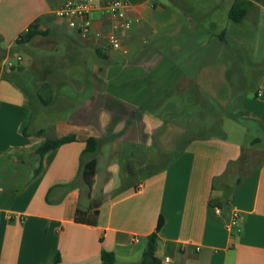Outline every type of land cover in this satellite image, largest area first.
Segmentation results:
<instances>
[{
	"label": "crops",
	"instance_id": "1",
	"mask_svg": "<svg viewBox=\"0 0 264 264\" xmlns=\"http://www.w3.org/2000/svg\"><path fill=\"white\" fill-rule=\"evenodd\" d=\"M22 1L0 6V19L19 23L5 60L21 56L13 41L40 18L41 30L78 52L82 61L73 73L87 77L81 88L43 77L46 93L39 95L35 83L28 92L16 82L30 71L29 60L21 56L19 64L0 67V264H50L57 254L60 264H100L103 250L127 264L142 256L160 217L156 255L162 264H264V69L238 101L259 135L242 143L218 133L224 116H235L228 109L233 85L247 81L240 65L237 76L230 71L237 58L228 39L234 49L254 52L251 63H264L263 0H248L247 15L237 22L249 24L246 34L231 37L228 26L224 39L210 24L200 27L194 11L127 0L129 14L140 20L121 34L117 50L53 22L63 0ZM44 66L45 77L54 73L56 66ZM42 113L49 118L41 120ZM68 135L75 139L46 152L34 174L36 148L47 137ZM90 137L99 139L95 152L85 151ZM159 143L164 149L155 164L147 154ZM105 148L124 158L120 185L117 164L99 174ZM93 160L95 172L87 175ZM145 168L150 175L142 179ZM233 209L240 231L225 225Z\"/></svg>",
	"mask_w": 264,
	"mask_h": 264
},
{
	"label": "rangeland",
	"instance_id": "2",
	"mask_svg": "<svg viewBox=\"0 0 264 264\" xmlns=\"http://www.w3.org/2000/svg\"><path fill=\"white\" fill-rule=\"evenodd\" d=\"M6 0H0V6L1 4H4ZM154 1H163L166 4H170L172 6H176L177 8L185 11L186 13H191L199 15L196 17V21L199 23L200 27H203L204 29H209L212 26V31L216 33H220L224 29H226L228 26L231 28L230 36H244L246 32L249 29L248 23L238 24L237 22L232 21L229 18V10L232 5L229 4L228 0H154ZM15 4L23 2L22 0H13ZM264 2V0H263ZM57 8V7H56ZM55 8V9H56ZM54 9V10H55ZM198 10V12H195ZM53 13V12H52ZM187 13V14H188ZM54 15V14H53ZM254 16V15H252ZM251 18V16H250ZM55 18L53 16L52 20L56 23ZM66 23V22H65ZM231 23V24H229ZM19 23H11L10 21L4 22L3 19H0V67L2 64L6 67L8 66V62H11L13 64H19L21 61H18L17 56L18 55H9L8 58H6L7 46L9 43L13 40L14 35V29L17 27ZM238 24V25H236ZM63 26V27H62ZM64 24H61L60 26V34H62L64 30ZM221 34V33H220ZM49 36V37H48ZM55 40V41H54ZM228 51L233 53L237 60L231 65L232 69L230 70L232 73H235V76H237L236 68L240 65V69L244 74L247 76V81H244L242 83L238 82L233 85V88L231 89V97L228 100V109L230 112L234 113V117L224 116L222 123V130H220L218 133L222 135H226L230 137V139L240 141L242 143H249L252 141L256 135H259V130L256 128V126L252 125L250 121H248L243 116V108L241 107L239 99L243 94H247L249 89L254 85L256 82L257 77L260 75L261 71L264 69V63L261 61L258 62V65H254L251 63L254 60V52H251L250 49L243 48V49H234L232 42L228 39ZM13 46L18 49V53L24 57L25 60H29L32 65L31 69L28 73L25 75L19 77L16 79V82L18 84H21L26 91L31 92L33 90V83L36 84V91L37 93L44 94L46 87L44 86V82L42 81L43 77L44 80H47V82H55L59 80H63L65 82H71L72 84H77L78 86L83 84L84 82L83 78H86L87 76H83L80 74H74L73 71L76 70V67L81 65L82 60L76 59L77 57V51L70 49L71 44L63 42L61 40H57V38L52 37V34H49L45 37H41L39 41H34L33 43H30L27 47L28 49H22L24 47L23 44L17 43V41H13ZM43 47L46 48H55L54 51H49V49H43ZM30 50L34 53L38 54V57L36 55L32 57L31 52L27 51ZM5 53V54H4ZM20 56V57H21ZM47 57V59H46ZM83 59V58H82ZM46 63L47 68H54L52 66H56V68L53 70L54 73L44 76L45 66ZM86 64V63H85ZM62 65V66H61ZM89 66H92V62H88ZM60 66V69L58 67ZM243 70H242V69ZM62 72V73H60ZM67 72V73H66ZM79 88V89H80ZM34 104V103H33ZM34 108V113L37 109V106L35 107L32 105V109ZM41 120L48 119L46 114H43L40 116ZM51 119V117H50ZM29 126V123L28 125ZM203 133V132H202ZM204 133L206 134H213V130H207ZM160 144V143H159ZM173 146L172 149L175 150L176 148V140H174L171 143ZM170 144V145H171ZM125 148V145L122 144ZM120 146V147H122ZM164 145L160 144L159 146H156L151 151H148L147 155H150L152 157V162L155 164H160L159 161H161L159 154ZM172 149L169 150V152H173ZM149 150V149H148ZM123 156L115 155L111 156L110 152H107V149L103 150V152L99 155V174L103 173V170H105L108 167V164L115 163L117 164V170L114 177H116L117 184L120 185L123 183V174H127V172H123L126 165L123 163ZM165 157V156H163ZM170 157L169 154L166 155V160H168ZM164 159V158H163ZM165 160V161H166ZM106 173V172H105ZM100 188V187H99ZM97 188L96 192L100 189ZM101 191L97 193L96 197L94 199H101ZM100 201V200H99ZM99 204V203H98ZM142 256H137L134 260H131V262L127 264H136L140 262ZM121 264V263H118Z\"/></svg>",
	"mask_w": 264,
	"mask_h": 264
},
{
	"label": "built area",
	"instance_id": "3",
	"mask_svg": "<svg viewBox=\"0 0 264 264\" xmlns=\"http://www.w3.org/2000/svg\"><path fill=\"white\" fill-rule=\"evenodd\" d=\"M130 3L127 0H63L61 4L53 10L54 16L58 20L66 22L70 28L78 31L82 38L99 37L103 41L106 49H122L121 34L130 30L134 24L139 22V18L129 14ZM100 22L99 29L95 28V23ZM21 59L20 56L17 57ZM9 66L14 64L8 62ZM139 185L138 189H141ZM220 213V208H215ZM228 229L238 227L240 231V213L233 209L225 221ZM134 241H138L135 236ZM168 260V258H167Z\"/></svg>",
	"mask_w": 264,
	"mask_h": 264
},
{
	"label": "trees",
	"instance_id": "4",
	"mask_svg": "<svg viewBox=\"0 0 264 264\" xmlns=\"http://www.w3.org/2000/svg\"><path fill=\"white\" fill-rule=\"evenodd\" d=\"M250 3L251 2L248 0H234L233 4L229 10V13H228L229 18L234 22H240L241 20H243L247 15V11H248L247 6ZM53 16L54 15L52 13L51 17L53 18ZM40 21H41L40 18H37L33 23H31L28 26V29L26 31H24L20 35V37L17 39V43H19V44H30L36 36L48 35L49 34L48 32L41 30L39 28ZM220 37L222 39H224V32H221ZM38 133L42 134L43 130L38 131ZM74 139H75L74 135H68V136H63V137H59V138L47 137L43 141V143L40 144L35 150V153L39 156L40 161H39V165L37 166V168H35L34 174H36L40 171L41 159L46 152L64 144V143L73 141ZM98 145H99V139H97L95 137H90L86 141L85 151L86 152H95L98 148ZM96 164L97 163L95 160H93L90 163L88 162V165L86 166V170H87L86 174L87 175H89V174L92 175L95 172ZM98 205L99 204H92L91 207L92 208L97 207ZM93 213L97 214L98 210L95 209L93 211ZM82 217H83L82 215H79L78 219H83ZM83 220H85V219H83ZM162 223H163V220L160 217L158 220L157 226H156V230L154 232H152L147 237V244H146V247L143 251L142 259L140 260V262H138L136 264H162L161 259L156 255V249H157V245H158V231L161 228ZM60 261H61L60 255L57 254L50 264H60ZM100 264H117L115 254L113 252L103 250L101 253V263Z\"/></svg>",
	"mask_w": 264,
	"mask_h": 264
},
{
	"label": "water",
	"instance_id": "5",
	"mask_svg": "<svg viewBox=\"0 0 264 264\" xmlns=\"http://www.w3.org/2000/svg\"><path fill=\"white\" fill-rule=\"evenodd\" d=\"M150 175V171L148 168L142 170V179L147 178Z\"/></svg>",
	"mask_w": 264,
	"mask_h": 264
}]
</instances>
